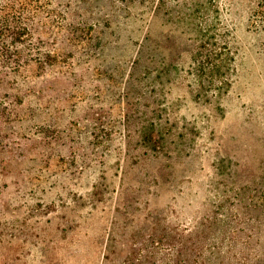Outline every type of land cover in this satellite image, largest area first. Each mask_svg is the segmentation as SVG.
Instances as JSON below:
<instances>
[{
	"label": "rangeland",
	"instance_id": "374dc122",
	"mask_svg": "<svg viewBox=\"0 0 264 264\" xmlns=\"http://www.w3.org/2000/svg\"><path fill=\"white\" fill-rule=\"evenodd\" d=\"M0 8V264H264V0Z\"/></svg>",
	"mask_w": 264,
	"mask_h": 264
},
{
	"label": "trees",
	"instance_id": "16d2710c",
	"mask_svg": "<svg viewBox=\"0 0 264 264\" xmlns=\"http://www.w3.org/2000/svg\"><path fill=\"white\" fill-rule=\"evenodd\" d=\"M3 11H5V8H3V9L0 8V22H6L8 20L7 18H5V16L2 15ZM4 48L9 49V47H7V46Z\"/></svg>",
	"mask_w": 264,
	"mask_h": 264
}]
</instances>
